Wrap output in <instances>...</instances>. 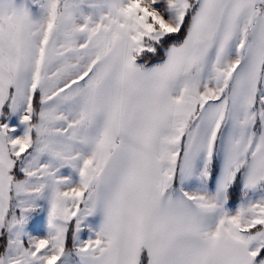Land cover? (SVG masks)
<instances>
[{"label":"snow or ice","instance_id":"1","mask_svg":"<svg viewBox=\"0 0 264 264\" xmlns=\"http://www.w3.org/2000/svg\"><path fill=\"white\" fill-rule=\"evenodd\" d=\"M0 264H264V0H0Z\"/></svg>","mask_w":264,"mask_h":264}]
</instances>
